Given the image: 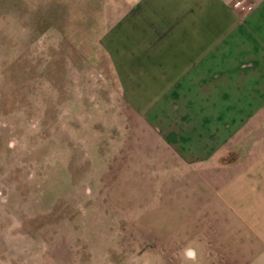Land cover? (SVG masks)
<instances>
[{"label":"rangeland","instance_id":"obj_1","mask_svg":"<svg viewBox=\"0 0 264 264\" xmlns=\"http://www.w3.org/2000/svg\"><path fill=\"white\" fill-rule=\"evenodd\" d=\"M107 1L0 0V264H192L115 110Z\"/></svg>","mask_w":264,"mask_h":264},{"label":"crops","instance_id":"obj_2","mask_svg":"<svg viewBox=\"0 0 264 264\" xmlns=\"http://www.w3.org/2000/svg\"><path fill=\"white\" fill-rule=\"evenodd\" d=\"M107 3L105 77L152 183L193 222L180 252L264 264V0Z\"/></svg>","mask_w":264,"mask_h":264},{"label":"built area","instance_id":"obj_3","mask_svg":"<svg viewBox=\"0 0 264 264\" xmlns=\"http://www.w3.org/2000/svg\"><path fill=\"white\" fill-rule=\"evenodd\" d=\"M237 8H241L242 9L243 8V5L241 3H238L237 4Z\"/></svg>","mask_w":264,"mask_h":264}]
</instances>
